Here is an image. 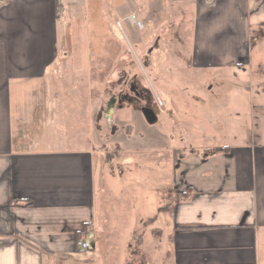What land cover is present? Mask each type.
<instances>
[{"label":"crops","instance_id":"1","mask_svg":"<svg viewBox=\"0 0 264 264\" xmlns=\"http://www.w3.org/2000/svg\"><path fill=\"white\" fill-rule=\"evenodd\" d=\"M103 1L0 0V264H83L103 247L110 214L97 207L95 161L109 127L99 97L82 91L93 55L89 43L78 44L76 16L78 4L100 13ZM126 1L192 5V68L237 67L253 81L264 66V0ZM151 14L140 30L152 28ZM259 132L203 153L173 151L174 197L158 210L169 211L172 264H264V127ZM157 218L141 222L150 227ZM80 238L91 251L76 248Z\"/></svg>","mask_w":264,"mask_h":264},{"label":"rangeland","instance_id":"2","mask_svg":"<svg viewBox=\"0 0 264 264\" xmlns=\"http://www.w3.org/2000/svg\"><path fill=\"white\" fill-rule=\"evenodd\" d=\"M141 5L105 0L100 13L91 3L87 10L83 2L76 9L78 44L89 43L93 55L92 82L85 80L82 91L99 97L101 114L112 97L128 89L130 80L146 93L138 100L119 101L113 113L101 119L109 129L101 130L104 148L95 161L97 207H106L110 217L103 223H108L103 247L85 255L83 264H172L165 236L169 211L158 210L170 207L174 197L173 151L203 153L207 145L247 142L258 139L264 127L259 83L264 66L254 68L253 81L237 67L192 68V5L167 1L156 8L154 3ZM145 12L155 17L151 29L140 30L127 21L132 14L146 27ZM214 81L218 84L211 88ZM143 106L154 111L155 123L144 120ZM154 214L158 218L153 226L142 224Z\"/></svg>","mask_w":264,"mask_h":264},{"label":"flooded vegetation","instance_id":"3","mask_svg":"<svg viewBox=\"0 0 264 264\" xmlns=\"http://www.w3.org/2000/svg\"><path fill=\"white\" fill-rule=\"evenodd\" d=\"M129 87L128 89L125 91V92H121L120 94H118L115 99H116V103L117 104L119 101H128V99H135V100H138L142 97H146V93L141 91V90H138L135 85H133V80H130L129 81Z\"/></svg>","mask_w":264,"mask_h":264},{"label":"water","instance_id":"4","mask_svg":"<svg viewBox=\"0 0 264 264\" xmlns=\"http://www.w3.org/2000/svg\"><path fill=\"white\" fill-rule=\"evenodd\" d=\"M115 103H116V99H115V97H112V98L110 99V102L107 104V106H106V110H105V111H106V114H107L108 116L110 115L111 110L114 108ZM140 112H141V114H142L144 120H145L148 124H153V123L156 122L157 117H156L154 111H153L151 108H149V107H147V106H143V107L140 108Z\"/></svg>","mask_w":264,"mask_h":264},{"label":"built area","instance_id":"5","mask_svg":"<svg viewBox=\"0 0 264 264\" xmlns=\"http://www.w3.org/2000/svg\"><path fill=\"white\" fill-rule=\"evenodd\" d=\"M128 21L131 23V24H134L138 29H141L142 28V23L138 20H136L135 16L133 15H130L128 16ZM119 25V23H117ZM158 104L160 106H163L164 103L161 101V100H158ZM75 245H76V248L80 251V252H89L92 250V246L84 241L82 238L78 239L76 242H75Z\"/></svg>","mask_w":264,"mask_h":264},{"label":"trees","instance_id":"6","mask_svg":"<svg viewBox=\"0 0 264 264\" xmlns=\"http://www.w3.org/2000/svg\"><path fill=\"white\" fill-rule=\"evenodd\" d=\"M262 89L264 90V81L262 82Z\"/></svg>","mask_w":264,"mask_h":264}]
</instances>
